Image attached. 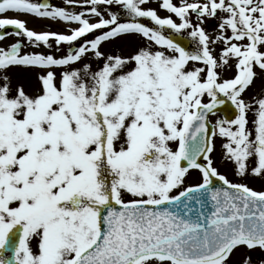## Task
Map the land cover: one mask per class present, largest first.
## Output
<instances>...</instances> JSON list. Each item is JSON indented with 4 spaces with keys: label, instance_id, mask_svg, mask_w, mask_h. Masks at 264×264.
Listing matches in <instances>:
<instances>
[{
    "label": "snow or ice",
    "instance_id": "snow-or-ice-1",
    "mask_svg": "<svg viewBox=\"0 0 264 264\" xmlns=\"http://www.w3.org/2000/svg\"><path fill=\"white\" fill-rule=\"evenodd\" d=\"M151 2L0 0V264H264V0Z\"/></svg>",
    "mask_w": 264,
    "mask_h": 264
},
{
    "label": "rangeland",
    "instance_id": "rangeland-1",
    "mask_svg": "<svg viewBox=\"0 0 264 264\" xmlns=\"http://www.w3.org/2000/svg\"><path fill=\"white\" fill-rule=\"evenodd\" d=\"M51 2L54 5H62L64 3V0H51ZM151 7H157V2L156 0H152V2L150 3ZM76 10H80L79 5H77ZM159 14L161 16H167L169 15V13H167L166 11L160 10L159 8H157ZM9 15H15L14 13H9ZM21 19H24L27 21L28 23V27L32 28L36 31H58V32H63L65 31V29L68 27V25L61 23V22H53L50 20H44V19H38L35 18L33 16H23L20 17ZM175 18V17H174ZM74 26V25H73ZM216 25L215 23H209L208 25V29L211 32L213 29H215ZM16 39L15 36H11L9 38L6 39V41L4 42L5 44L10 43L12 41H14ZM111 47V46H109ZM123 49L125 52L129 51V46L127 43H124L122 45ZM44 50V49H41ZM106 51L108 50L107 48L105 49ZM226 76H231L232 75V70H228L225 73ZM21 78H24L28 81H31L34 84L35 81V75L32 73H21L20 74ZM29 91L34 90V88H29ZM262 91H264V81H260L257 80L255 87H253L251 89V91H249L247 93V97L251 98L254 95L261 93ZM218 117H214L213 120L217 119ZM214 157H215V165L218 167V170L225 174L230 180L236 181L238 178L233 174V166L231 164V162L226 161L221 154V148H220V143L219 141H217V147H216V151L214 153ZM200 180V175L198 172L193 171L191 173V175L188 177L187 182L189 184H194L199 182ZM247 184H249V186L254 187L257 190H260L262 188V185H264V181H261L259 179H253V178H249L245 181H243ZM258 253H254V255H257ZM240 254L238 253L237 256L233 257V260H237L239 259Z\"/></svg>",
    "mask_w": 264,
    "mask_h": 264
},
{
    "label": "water",
    "instance_id": "water-1",
    "mask_svg": "<svg viewBox=\"0 0 264 264\" xmlns=\"http://www.w3.org/2000/svg\"><path fill=\"white\" fill-rule=\"evenodd\" d=\"M221 111H218L220 112L224 117L226 116H230L234 113V110L231 106H228V107H225V106H221Z\"/></svg>",
    "mask_w": 264,
    "mask_h": 264
}]
</instances>
